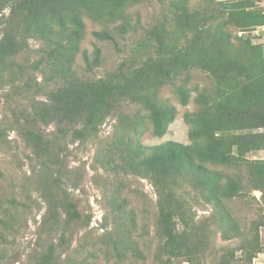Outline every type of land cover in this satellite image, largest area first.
Listing matches in <instances>:
<instances>
[{
    "label": "trees",
    "instance_id": "obj_1",
    "mask_svg": "<svg viewBox=\"0 0 264 264\" xmlns=\"http://www.w3.org/2000/svg\"><path fill=\"white\" fill-rule=\"evenodd\" d=\"M144 1L150 0H0V89L10 85L9 98L32 92L30 107H14L9 122L0 123V145L8 130H16L33 148L45 174L44 187L60 191L68 141L89 140L108 117H114L113 135L102 146L99 161L107 172L136 174L154 185L160 264H174L177 258L193 262L206 254L212 237L207 221L216 225L223 239H240L248 264L260 251L264 226V158L250 157L264 149V43L254 42L252 35L264 27V6L258 3L262 0H203L196 7L191 0H151L160 3L161 14L147 27L139 12L131 10ZM86 18L103 26L92 31L96 38L115 45L117 35L142 29L117 67L98 78L84 77L77 69L79 55L86 71L102 61L99 46L92 53L81 46ZM31 39L42 44L34 60L29 56ZM194 69L204 71L209 84L191 86ZM37 71L43 82L37 80ZM167 84L174 86L183 105L197 90V108L184 115L190 143L166 140L146 145L140 136L147 121L152 133L161 137L178 114L177 106L161 96ZM132 103L146 113L126 112L125 106ZM50 125L54 130H47ZM187 187L212 206L205 226L188 213L179 193ZM255 190L261 191L260 198ZM58 194L45 223L51 230H61L59 241H51L36 264H60L58 249L68 244L69 225L82 218L66 191ZM116 198L113 195L114 202ZM234 201L256 208L258 217L249 229L238 220ZM124 202L116 207L118 226L133 218L125 217ZM58 209L65 212L64 222ZM249 231L254 233L253 242L247 238ZM132 233L128 229L125 235L115 231L107 235L112 264H133L128 263L130 255L144 257ZM230 254L218 264H235ZM67 257L63 259L67 264H92L85 258L73 263Z\"/></svg>",
    "mask_w": 264,
    "mask_h": 264
},
{
    "label": "rangeland",
    "instance_id": "obj_2",
    "mask_svg": "<svg viewBox=\"0 0 264 264\" xmlns=\"http://www.w3.org/2000/svg\"><path fill=\"white\" fill-rule=\"evenodd\" d=\"M202 1L191 0V6H199ZM131 10L139 12L144 27L151 25L161 14L160 3L151 0L136 4ZM86 24L87 32L82 48L90 53L95 46H99L102 50L101 64L93 71L85 70L81 55L77 58L80 75L89 78H98L114 70L130 50L134 40L139 39L142 33L140 28L137 33H130L125 37L117 35L118 45H115L113 41L100 40L92 34V31L103 28L100 23L86 18ZM252 35L254 42L264 43L263 28L260 27L252 32ZM30 44L32 49L29 56L34 60L38 57V49L42 44L35 39H31ZM34 74L38 77V81H42L39 71ZM209 82V77L201 69L192 71L191 86L202 88ZM173 89L172 84H167L162 88L161 96L177 106L178 114L161 137L152 133L151 124L147 121L145 127H142L143 132L140 136L144 144L154 145L166 140L190 143V125L184 115L185 112L197 108L194 101L197 90L192 91L189 103L183 105L175 96ZM10 90V85L0 89V123L2 124L9 122L14 107H30L29 96L32 92L16 94L9 98L7 93ZM125 109L132 114L146 113L139 104H128ZM116 123V118L108 117L101 125L98 134L89 140L81 143L68 141V153L61 167L63 177L60 191L47 190L44 187L45 174L35 157L33 148L25 143L16 130L7 131V136L0 145V264H36L39 254L47 245L51 241H59L61 230H51L45 222L49 216L50 205L57 204L60 198L58 192L63 195L64 191L69 199L77 204L82 218L69 225L66 233L68 244L58 249L60 264H67V260L63 261V259L68 254L73 263L85 258V261L92 264H112L115 259L110 254V246L106 244L109 241L107 235L113 231L125 235L128 229L133 230L132 237L144 256L135 258L130 255L128 263L160 264L157 253L160 240L156 233L158 196L154 185L149 179L136 174L114 175L107 172L99 161L104 155L102 146H106L112 137ZM46 128L49 131L54 130L53 125ZM250 157L264 158V149ZM179 193L184 195L188 213L195 223L205 226V219L211 215L212 206L206 204L189 187L185 191L180 189ZM253 194L257 198L261 197V191L255 190ZM113 195H117L116 202L112 199ZM120 201H125L123 204L127 212L125 217L133 218L128 220L127 225L119 224V227L115 223H119L120 212L116 207ZM231 206L242 226L249 229V223L258 217L256 208L244 201H234ZM58 211L59 219L64 222L65 212L62 209ZM9 212L10 216H8ZM1 219H4V224ZM87 219L90 222L85 225ZM7 220L10 223L5 225ZM206 226L212 236L206 254L199 256L193 262L186 258H177L174 264H218L224 261L223 258H226L224 255H231L232 252L234 256L230 257H234L235 264H246L242 257L239 238L225 240L214 223L207 221ZM247 238L253 242L254 233L249 231ZM259 243L260 251L248 264H264V226L260 228Z\"/></svg>",
    "mask_w": 264,
    "mask_h": 264
},
{
    "label": "built area",
    "instance_id": "obj_3",
    "mask_svg": "<svg viewBox=\"0 0 264 264\" xmlns=\"http://www.w3.org/2000/svg\"><path fill=\"white\" fill-rule=\"evenodd\" d=\"M262 6H264V0H262V1H260L259 2ZM261 28H263L264 29V27L262 26Z\"/></svg>",
    "mask_w": 264,
    "mask_h": 264
},
{
    "label": "crops",
    "instance_id": "obj_4",
    "mask_svg": "<svg viewBox=\"0 0 264 264\" xmlns=\"http://www.w3.org/2000/svg\"><path fill=\"white\" fill-rule=\"evenodd\" d=\"M258 151H260V150H258Z\"/></svg>",
    "mask_w": 264,
    "mask_h": 264
}]
</instances>
